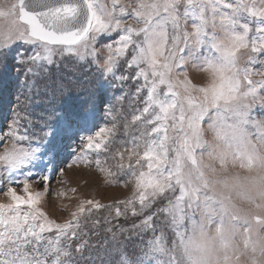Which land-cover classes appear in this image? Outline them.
<instances>
[{"label": "snow or ice", "instance_id": "6c2138e0", "mask_svg": "<svg viewBox=\"0 0 264 264\" xmlns=\"http://www.w3.org/2000/svg\"><path fill=\"white\" fill-rule=\"evenodd\" d=\"M135 3L130 7L112 0L109 8L104 0H14L0 5V58L24 57L21 46L11 48L17 41L32 46L27 62L33 64L51 65L58 52L76 54L81 59L85 55L95 57L98 53L94 45L103 38L110 42L105 45L107 56L101 68L115 77L126 67L131 78L142 81L136 94L146 90L144 106L132 116V122H139L143 131L133 137L131 150L116 153L120 161L116 167L121 172L127 169L126 174L135 181V191L130 199L120 202L115 214L136 216L149 210L139 228L153 236L139 255L130 256L117 249L118 258L109 264H214L221 259L224 264H232L248 252L252 253L251 264H259L264 246L253 239L246 218L229 212L225 201L231 197L216 193L204 172L203 153L207 150L225 168L229 161L248 169L264 164L260 151L264 147V121L251 115L257 102L264 107V72L247 66L264 53V0ZM129 16L135 24L125 23L124 18ZM253 32L255 39L250 35ZM185 48L188 56L201 61L197 67L209 73L206 85L193 84L187 72L184 79L175 72L186 64ZM201 48L207 52L201 53ZM242 50L250 53L246 65L241 64ZM255 75L261 78L254 80ZM116 78L129 79L123 74ZM205 118L211 121L208 127L215 133V145L204 138ZM94 120L93 109L61 114L57 126L43 136L58 139L90 131ZM115 131V126L102 127L87 135V149L107 147ZM7 138L15 141L0 153L8 184L21 182L19 175L30 174L22 170L37 168L52 155L50 150L46 152L47 139L34 146L35 134L29 135L17 121H13L7 137L0 136V143ZM125 152L127 164L123 163ZM108 174L114 175L110 169ZM22 184L23 195L15 187H8L9 202H0V264H72L73 252L83 251L87 244L81 241L78 249H72L68 243L79 236L81 216L103 206L86 200L72 220L58 223L40 207L44 194L32 192L27 179ZM158 201H166L165 206L153 209ZM197 211L201 214L198 224L194 219ZM165 214L176 237L171 246L161 227L166 221L159 219ZM186 218L192 219L194 229H198L199 240L186 238ZM226 220L232 223L231 231L225 226ZM255 220L264 222L260 216ZM213 225L215 233L210 234ZM51 233L55 235H48ZM177 242L182 254L177 253ZM217 245L222 257L215 254Z\"/></svg>", "mask_w": 264, "mask_h": 264}, {"label": "rangeland", "instance_id": "374dc122", "mask_svg": "<svg viewBox=\"0 0 264 264\" xmlns=\"http://www.w3.org/2000/svg\"><path fill=\"white\" fill-rule=\"evenodd\" d=\"M12 2L14 0H0V5ZM104 2L111 8L112 0ZM120 3L130 7L136 6L135 0H120ZM124 20L126 24L136 23L130 16ZM2 22L0 18V23ZM188 30H192L191 21L188 23ZM250 35L255 39V32ZM109 42L101 38L95 43L98 53L95 57L85 55L84 59H81L76 54L58 52L53 58V64L49 65L46 62H27V55L32 54V46H23L22 42L17 41L11 48L14 50L18 45L21 46L20 51L24 52L25 56L19 60L12 55L0 58V136L7 137L13 121H17L18 126L28 129L29 135L35 134L34 146H38L40 140L47 139L46 152L50 150L52 153L51 157L37 168L22 170L30 171V174L19 175L18 180L21 182L13 184L7 183L8 174L5 166L0 163V202H9L8 187H15L17 192L23 195L22 181L27 179L32 192L44 194L40 207L50 219L58 223L72 220L73 213L86 200L97 201L103 206L81 216L80 227L77 229L79 236L68 243L72 249H78L81 241H86L87 244L83 251L73 252L72 264H109L118 258L117 249L130 256L139 255L140 249L146 246L145 242L153 236V233L139 228L149 210L136 216L129 213L117 217L115 214V208L120 206V202L130 199L135 191V181L126 174L127 169L121 172L116 167L120 163L116 153L131 150L133 137L139 136L143 131L139 122H132V116L139 114L138 110L144 106L146 90L136 94L138 83L142 81L131 78L126 67L123 73L117 71L115 77L101 68L100 65L104 64V58L107 56L105 45ZM200 52L206 53L207 49L201 48ZM249 54L248 50H242V65L247 64ZM184 55L186 64L175 70L180 79H184L183 73L187 72L193 84L206 85L210 76L203 67H197L201 61L188 56L187 48ZM260 61H264V53L259 55L255 63L247 66L256 72H264V63ZM121 74L129 79L120 81L116 77ZM260 78L259 75L253 76L254 80ZM261 95H264V91ZM84 109L95 111V120L90 131H78L58 139L44 138L43 133L57 126L61 114L68 115ZM251 115L264 121V107L257 102ZM210 123L211 121L205 118V139L211 136V129L208 127ZM113 126L116 131L110 137L107 147L99 150L87 149V135H93L102 127ZM250 131L254 132L253 129ZM13 143L15 141L11 138L4 139L0 143V153ZM24 146H28L26 142ZM123 163H128L127 152ZM109 169L114 175L108 174ZM45 176L48 177L47 180L44 179ZM165 203L166 201H158L153 205V209L164 207ZM121 211H124L123 207ZM195 218H200L199 211L195 213ZM159 219L166 221L161 227L171 246L176 237L168 222L169 218L165 214ZM188 223L186 218L185 226ZM156 235H159V232Z\"/></svg>", "mask_w": 264, "mask_h": 264}, {"label": "clouds", "instance_id": "9594fccd", "mask_svg": "<svg viewBox=\"0 0 264 264\" xmlns=\"http://www.w3.org/2000/svg\"><path fill=\"white\" fill-rule=\"evenodd\" d=\"M207 140L210 144L215 145L217 143L215 133L211 130V136ZM261 154L264 155V147L261 148ZM203 167L205 175L212 183L216 193L222 197H231L230 200L226 199L229 212L234 213L240 217L246 218L251 224V231L254 240H259L261 246H264V222L257 223L255 220L256 216L264 218V164L258 163L251 169L241 168L238 165H233L231 161L225 168L218 160L209 156L206 150L203 153ZM197 224L201 220L196 219ZM189 223L187 226L184 225L186 238L194 237L200 239L198 229H194L192 219H188ZM207 222V221H206ZM226 228L231 231L232 223L226 220ZM210 234L215 233V226L213 225L209 229ZM241 237H237V242ZM177 253L182 254V249L177 242ZM223 256V252L219 251L217 245L216 253ZM252 255L251 252L244 254L241 259L232 264H251L249 257ZM214 264H224L223 259L214 261ZM259 264H264V256L259 258Z\"/></svg>", "mask_w": 264, "mask_h": 264}]
</instances>
